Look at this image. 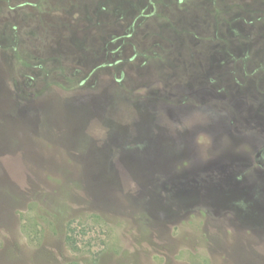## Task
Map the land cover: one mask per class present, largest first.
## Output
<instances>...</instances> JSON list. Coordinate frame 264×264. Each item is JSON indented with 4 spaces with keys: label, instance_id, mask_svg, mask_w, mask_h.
I'll return each instance as SVG.
<instances>
[{
    "label": "rangeland",
    "instance_id": "obj_1",
    "mask_svg": "<svg viewBox=\"0 0 264 264\" xmlns=\"http://www.w3.org/2000/svg\"><path fill=\"white\" fill-rule=\"evenodd\" d=\"M122 2L114 6L133 15L155 10L140 0ZM90 16L95 21V10ZM60 18L51 31L61 29ZM1 29L0 264H264V223L257 230L246 219L264 208L263 186L247 173L236 179L242 163L234 139L217 136L215 150L225 160L208 164L200 151L205 138L192 133L208 126L204 67L168 53L164 64L138 75L132 69L122 85L107 72L96 84L94 77L65 88L70 70L57 54L33 59L29 71L16 59L13 46L37 54L46 46L39 26L30 30L35 49ZM77 30L67 38L82 49ZM55 35L53 50L66 38ZM229 87L233 106L211 128H230L246 105L252 128L255 103L264 128V85L257 92L251 84Z\"/></svg>",
    "mask_w": 264,
    "mask_h": 264
},
{
    "label": "flooded vegetation",
    "instance_id": "obj_2",
    "mask_svg": "<svg viewBox=\"0 0 264 264\" xmlns=\"http://www.w3.org/2000/svg\"><path fill=\"white\" fill-rule=\"evenodd\" d=\"M121 1H123L121 4H131L139 0H95L94 2L85 0H0V24L7 23L4 28L0 29L7 30L13 38L19 36L18 44H26L28 41V44L30 43L35 49L34 42L30 41L34 36L30 30L39 26L38 33L45 37L44 45H46L40 52L48 51L60 56L61 66L65 69H68L65 66L66 54L72 53L73 48L82 54L85 62L94 65L97 60L99 65L104 64L92 77H95V84L98 78L108 72L116 84L122 85L125 79L130 78L127 75L132 72V69H135L138 75V72H142L149 65L164 64L168 53L178 59L179 53L186 54L184 59L187 58L188 62L198 64L207 71L206 94L202 107L204 115L209 117L208 126L203 129H192L196 141H199L203 135L202 138L206 141L203 144L207 143L205 147H201L203 151H200L208 159V164H222L225 157L217 155L220 152L215 150L218 148L214 146L215 138L225 135L234 139L238 143L240 151L238 158L242 163L239 168L240 172H236V179L242 181L244 174H249L254 186H263L260 189L263 193L260 195L264 197V177L260 174V171H264V128L258 125L259 111H261L258 104L255 103L257 110L254 112L252 110V116L250 115L253 118L252 128H249V122H247L249 121L245 111L248 109L247 105L245 109L240 107L236 109L235 114L237 115L229 121L230 128H211L214 118L221 117L220 113L223 110L227 111L229 106H233L231 105L233 102L229 101L225 95L228 94L230 85L251 84L255 86L256 92L258 90L256 86L264 85V0H186L187 3L185 0H140L146 6L155 9L145 15H133L127 11H120L114 5ZM36 2L59 4L63 7L71 5L75 8L69 12L65 10L55 12L53 19L57 13L62 18L59 19L61 29L54 30V32L51 31L53 19H50L52 17L50 15L52 14L38 15ZM94 10L95 21L90 16ZM71 20H80V22L78 24L69 23ZM95 22L97 29H95ZM21 24L22 27L26 24L29 29L27 36L23 34L25 28L20 29ZM230 24L234 27H230ZM90 25L92 30L86 29ZM77 29L81 32V36L78 35V37L85 38L81 40L84 43L82 49L77 48L73 41L67 38L72 34L75 35ZM57 32H60L62 37H66L65 43L59 49L53 50L52 45L55 43ZM232 37L235 39H231ZM68 42L72 45H68ZM234 42L238 46L235 47ZM13 51L16 54L18 52L27 54L28 52L29 56L36 53L33 50H26L23 45L13 46ZM92 54H96L95 57H92ZM219 57L221 59L217 61ZM31 68L34 67L28 66V71ZM88 78V76L82 77V82L85 84L80 87L91 83L92 78ZM190 97L194 111L199 114V106L196 105L199 97L195 92ZM230 107L229 110H231ZM192 116L191 118H194V114ZM220 122L222 123L223 119H220ZM244 146L247 152L244 151ZM210 159L215 162H210ZM251 199L255 201L254 198ZM263 200L264 198L260 202L264 204ZM247 201L254 203L251 200ZM256 211L246 219L250 221L248 218H252V225L248 223L251 225L250 228L259 230L260 223H264V208ZM254 215L257 216V220ZM261 226L264 227L263 224ZM261 233L264 234V232ZM260 239H264V235Z\"/></svg>",
    "mask_w": 264,
    "mask_h": 264
},
{
    "label": "trees",
    "instance_id": "obj_3",
    "mask_svg": "<svg viewBox=\"0 0 264 264\" xmlns=\"http://www.w3.org/2000/svg\"><path fill=\"white\" fill-rule=\"evenodd\" d=\"M74 8L75 7H72L71 5H66L63 7V6H60L59 4H55L53 6H51L48 3L47 4L46 3H43V4L37 3L36 4L37 14L38 15L42 14V16H49L50 13H52V12H54V13L57 11L62 12L63 10L69 12V11H72ZM68 15H69V13H68ZM71 22L78 24L80 22V20H73V21L71 20L69 23H71ZM97 28H98V26H97V23L95 22V29H97ZM86 29L92 30V26L90 25L88 28L86 27ZM95 40H96V36H95ZM95 44H96V41H95ZM68 45H72V44L69 43ZM72 48L73 47H71V49ZM71 52L72 53L66 54L67 60H66L65 66H67V68L70 71H68L66 73L67 75H65V77H64L66 80V82H65L66 84L63 85V87H65V88L80 87L81 85L85 84V82L84 83L82 82L83 81L82 77L88 76L89 77L88 79L92 78L93 75L96 74L97 69H99L100 67H102L104 65V64L99 65V63H98L99 61L97 62V60H95L94 65H93V63L85 62L86 60H85V58H83L82 54L79 51L75 50L74 48L72 49ZM39 53H42V52H39ZM36 54L37 53H34L33 55L30 56L32 58H29L26 60V58H25L26 54L24 53L25 60H23L22 58L19 59L20 57H22V52H21V54H20V52H18L16 59L19 57L17 60L24 62V63H22V67H23V69H25L26 65L30 66V65L34 64L33 59L35 61H39V60H42L43 58L44 59L49 58L52 55V53H49L48 51H45L42 54H40L41 56L37 54L39 57H37ZM20 61H19V63H21ZM102 62H100V63H102ZM40 68H41V64L35 66V69H40Z\"/></svg>",
    "mask_w": 264,
    "mask_h": 264
}]
</instances>
